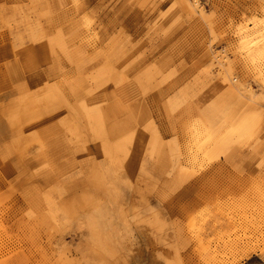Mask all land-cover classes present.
I'll return each mask as SVG.
<instances>
[{"label": "rangeland", "instance_id": "obj_1", "mask_svg": "<svg viewBox=\"0 0 264 264\" xmlns=\"http://www.w3.org/2000/svg\"><path fill=\"white\" fill-rule=\"evenodd\" d=\"M0 264H264V0H0Z\"/></svg>", "mask_w": 264, "mask_h": 264}, {"label": "bare ground", "instance_id": "obj_2", "mask_svg": "<svg viewBox=\"0 0 264 264\" xmlns=\"http://www.w3.org/2000/svg\"><path fill=\"white\" fill-rule=\"evenodd\" d=\"M195 1V0H194ZM18 141V140H17ZM20 141H18V143H19ZM15 143V142H14ZM18 143H17V145H18ZM20 144V143H19ZM14 145H16V144H14ZM105 147V146H104ZM106 148V147H105ZM111 147H107V149H110ZM114 150V149H113ZM111 153H110V151H106V155H107V157L109 156L110 158H111V155H110ZM114 160H112V161H110V163H111V165H117L118 163H119V161L117 160V156L116 155H114Z\"/></svg>", "mask_w": 264, "mask_h": 264}]
</instances>
